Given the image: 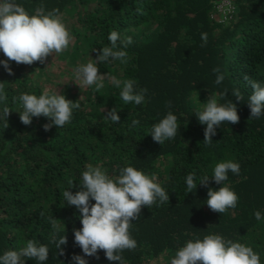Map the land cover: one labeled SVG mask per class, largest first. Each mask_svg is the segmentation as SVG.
I'll list each match as a JSON object with an SVG mask.
<instances>
[{"label":"trees","instance_id":"trees-1","mask_svg":"<svg viewBox=\"0 0 264 264\" xmlns=\"http://www.w3.org/2000/svg\"><path fill=\"white\" fill-rule=\"evenodd\" d=\"M222 0H15L29 14L39 5L45 11L59 9L67 30L73 37L69 45L73 66L97 60L100 49L108 46V35L115 30L120 40L131 37L122 50L128 62L119 60L97 63L99 73L132 79L137 89H147L141 105L125 104L120 89L109 79L97 91L95 85L84 87L70 79L59 93L76 102L70 123L53 126L44 117H33L30 125L19 120L22 109L12 97L20 93L39 96L40 84L31 82V65L9 61L13 75L0 65V82L6 83L8 106L12 113L8 127L0 120V255L18 250L29 239L47 245L48 259L43 264H73L72 256L83 253L74 243L73 229L79 230L80 213L69 206L63 192L70 180L78 185L86 164L100 165L110 176L122 167L132 166L147 175H156L168 192V203L141 209L131 222L130 235L137 242L134 250H124L125 264H169L170 258L188 240L218 234L226 240L253 248L264 264V114L250 117L247 105L250 87L243 80L248 75L264 85V0H226L231 10L222 19L214 17ZM139 10V11H138ZM207 34V43L201 40ZM0 60H6L0 52ZM219 68L225 79L216 84ZM37 73V71H35ZM37 75V74H35ZM234 89L244 96L237 101ZM227 90V97L237 107L239 122H223L205 145L204 129L194 111L207 97ZM171 101V108L166 103ZM3 105H0L2 108ZM115 108L119 123L105 119ZM171 111L179 125L175 138L163 144L154 142L149 129ZM139 124L132 126V120ZM232 160L240 165L239 175L228 172L223 182L238 196L237 205L225 213L212 212L205 204L208 188L221 185L209 181L186 192V176L195 172L199 178H212L216 163ZM75 193L78 188L69 189ZM90 203H95L90 201ZM61 222L54 231L49 217ZM64 226V227H63ZM65 229V230H64ZM65 235L67 244L60 255L52 237ZM99 259L84 257L88 264H118L108 261L103 251ZM25 264H39L23 258Z\"/></svg>","mask_w":264,"mask_h":264},{"label":"clouds","instance_id":"clouds-1","mask_svg":"<svg viewBox=\"0 0 264 264\" xmlns=\"http://www.w3.org/2000/svg\"><path fill=\"white\" fill-rule=\"evenodd\" d=\"M139 11V10H138ZM73 37L63 23L62 14L59 9L45 11L44 5L35 8L34 14L15 0H0V52L6 60H0V65L8 75H13L9 61L17 65H32L34 62L43 64L47 57L60 54L66 51ZM110 47L100 49L97 60L89 59L86 64H79L74 69L75 78L84 87L95 85L99 91L104 87L103 81L107 78L111 84L120 89V98L125 104L134 103L141 105L145 102L147 89H137L132 79H118L116 76L100 75L97 63L119 60L127 63L128 53L122 49L132 43L131 37L125 38L120 45V34L113 30L108 35ZM201 40L207 43V34L201 33ZM217 73L216 84H220L225 76L219 68L213 69ZM243 80L251 89L247 105L250 109L251 118H259L264 114V85L252 80L248 75ZM6 83L0 82V120L8 127L7 118L12 111L8 106V93L5 90ZM227 90L219 94L207 97L206 103L198 107L194 113L204 129L203 143H212V137L216 135V129L223 123L237 124L239 115L237 107L230 100L220 103L221 99L227 97ZM232 96L237 101L244 100L239 89H234ZM80 100V99H79ZM79 100L72 102L56 91L45 90L39 96L29 93H20L12 97V103L18 104L22 109L18 113L19 120L24 125H30L32 118L44 117L50 123L43 125L45 131L53 126L63 127L70 123L73 116V109L80 108ZM171 108V101L166 103ZM115 108L107 111L104 116L106 120L119 123L120 117ZM139 124V120H132V126ZM179 125L177 116L168 111L159 122L151 125L148 135L158 144L175 138ZM239 175L240 165L232 160L222 161L215 164L212 178L207 175L199 178L195 172L189 173L185 178L186 192L196 190L197 184L208 187L209 181L221 185L218 190L208 188L206 205L215 213H225L234 209L237 205L238 196L225 185L228 179V172ZM70 180V188L74 186L78 190L73 193L69 189L63 192L64 200L69 206H74L80 213V224L82 227L73 229L74 243L79 246L83 256L73 255V264H88L84 257L99 259L98 251H103L108 261H115L118 264H125L121 255L124 250H134L137 242L130 235L131 222L140 216L141 209L151 207L154 204L169 201L168 192L158 183L156 175H147L143 171L132 166L122 167L117 176H110L102 166L86 164L81 173L78 185ZM94 201L95 203H90ZM256 220H261L260 211L253 213ZM49 223L54 231H58L61 222L49 217ZM64 227V226H63ZM65 230V229H64ZM60 255L62 245L67 244L65 235L56 238L52 237ZM49 249L47 245L39 243L36 239H29L23 247L18 250H7L0 255V264H25L23 258L35 259L43 264L48 259ZM169 264H260V256L253 251V248L243 243L226 240L218 234H208L202 239L188 240L180 247Z\"/></svg>","mask_w":264,"mask_h":264},{"label":"rangeland","instance_id":"rangeland-1","mask_svg":"<svg viewBox=\"0 0 264 264\" xmlns=\"http://www.w3.org/2000/svg\"><path fill=\"white\" fill-rule=\"evenodd\" d=\"M214 17L222 19L226 12L230 9L229 2L226 0L220 1L215 7ZM68 21L65 22L67 24ZM69 48L60 54H53L46 58L43 64L34 62L31 68L34 70L28 73L31 82H37L40 84L41 91H60L63 84H68L69 80H76L73 62H81L79 59L72 58V54L69 53ZM37 71V73H35ZM37 74V75H35ZM101 75V74H100Z\"/></svg>","mask_w":264,"mask_h":264}]
</instances>
